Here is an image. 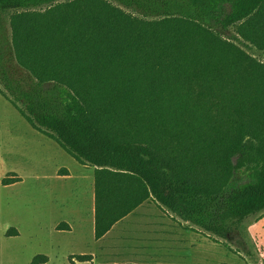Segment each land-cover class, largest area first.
I'll list each match as a JSON object with an SVG mask.
<instances>
[{
	"label": "trees",
	"instance_id": "16d2710c",
	"mask_svg": "<svg viewBox=\"0 0 264 264\" xmlns=\"http://www.w3.org/2000/svg\"><path fill=\"white\" fill-rule=\"evenodd\" d=\"M243 44L264 52V0H0V93L94 168L96 240L154 202L254 258L264 62Z\"/></svg>",
	"mask_w": 264,
	"mask_h": 264
},
{
	"label": "rangeland",
	"instance_id": "374dc122",
	"mask_svg": "<svg viewBox=\"0 0 264 264\" xmlns=\"http://www.w3.org/2000/svg\"><path fill=\"white\" fill-rule=\"evenodd\" d=\"M241 47L264 62V52L246 44ZM57 173H71V176L65 181ZM90 173L89 181L93 182L91 168L84 169L55 141L36 131L0 93V264H32L39 256L48 258L45 264H71V251L80 253L93 250L94 229L90 228L88 222L84 223V219L77 224L73 235L66 232L55 234L52 231L53 224L64 216L61 209L66 207L65 204L70 207L75 202H82L83 216L87 218L90 203L85 188L88 186ZM13 177L20 181L3 185V180ZM81 191H84L82 199ZM61 196H64L62 202L59 200ZM146 209L164 211L152 203ZM255 223L257 222L253 219L246 224L251 237L255 235L251 230ZM250 240L252 242L251 238ZM254 242L256 244L255 240ZM231 243L234 249L241 251L245 259L235 257V263H228L232 258L231 253L227 249L224 251L222 246L219 249L223 248L226 253L216 251L215 243L211 241L213 260L219 259L220 263L227 264H241L238 260L246 264H264L261 260V248L258 246L253 251V258L246 253L249 248L240 249L236 242ZM259 243L264 247V234ZM207 246L208 244L206 249ZM254 259H258V263Z\"/></svg>",
	"mask_w": 264,
	"mask_h": 264
},
{
	"label": "crops",
	"instance_id": "0c3cea01",
	"mask_svg": "<svg viewBox=\"0 0 264 264\" xmlns=\"http://www.w3.org/2000/svg\"><path fill=\"white\" fill-rule=\"evenodd\" d=\"M82 166L86 170L91 168L94 175L93 167ZM57 175L63 176L66 181L70 178L71 173L69 175H59L57 173ZM90 176L91 173L88 177V186L85 188L90 203L87 218L83 216L82 202L80 204L75 202L70 207L65 204V208L62 203L63 210L61 209V214H64V216L52 226V231L55 234L66 232L73 235L77 224L84 219V223L88 222L90 228L94 229L93 250L80 253L71 251L69 258L91 256L90 261L83 262L85 264H227L220 263L219 259L213 260L210 251L211 240L197 233L191 224L182 221L166 210L146 209L151 203L156 206L154 202H148L138 207L116 223L103 238L96 240L95 181L90 182ZM75 192L78 193V190ZM83 192H80L81 199ZM63 197L59 198L61 202ZM251 230L255 233L252 237L258 248H261V260L264 263V247L259 243V239L264 234V215ZM207 244L208 249L205 248ZM215 247L216 251L226 253L223 252V248L219 249L221 248L220 245L215 243ZM231 255L232 258L228 260V263H235L233 259L238 256L232 253ZM74 260L76 264L80 263L77 259ZM238 261L241 264H246L242 260Z\"/></svg>",
	"mask_w": 264,
	"mask_h": 264
}]
</instances>
